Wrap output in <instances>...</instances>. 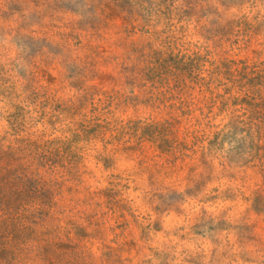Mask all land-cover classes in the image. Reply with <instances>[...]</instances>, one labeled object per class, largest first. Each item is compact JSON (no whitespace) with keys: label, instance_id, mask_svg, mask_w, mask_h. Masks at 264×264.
Wrapping results in <instances>:
<instances>
[{"label":"rangeland","instance_id":"rangeland-1","mask_svg":"<svg viewBox=\"0 0 264 264\" xmlns=\"http://www.w3.org/2000/svg\"><path fill=\"white\" fill-rule=\"evenodd\" d=\"M239 61L264 0H0V264H264Z\"/></svg>","mask_w":264,"mask_h":264},{"label":"trees","instance_id":"trees-1","mask_svg":"<svg viewBox=\"0 0 264 264\" xmlns=\"http://www.w3.org/2000/svg\"><path fill=\"white\" fill-rule=\"evenodd\" d=\"M228 68L226 97L235 86L239 87V94L235 105H240L235 110L230 125L233 130L242 136L241 142L249 145L252 151L250 162L255 163L252 168L264 178V61L259 64H249L248 61L233 63Z\"/></svg>","mask_w":264,"mask_h":264}]
</instances>
